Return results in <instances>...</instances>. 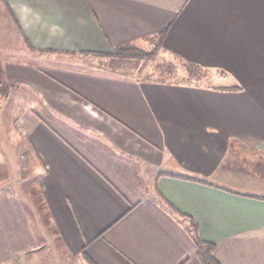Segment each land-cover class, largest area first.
<instances>
[{"label": "crops", "instance_id": "0c3cea01", "mask_svg": "<svg viewBox=\"0 0 264 264\" xmlns=\"http://www.w3.org/2000/svg\"><path fill=\"white\" fill-rule=\"evenodd\" d=\"M4 1L29 50L0 47L1 101L13 98L49 227L1 186L0 264H203L165 199L221 264H264V0ZM162 32V48L211 81L83 58L147 49Z\"/></svg>", "mask_w": 264, "mask_h": 264}, {"label": "rangeland", "instance_id": "374dc122", "mask_svg": "<svg viewBox=\"0 0 264 264\" xmlns=\"http://www.w3.org/2000/svg\"><path fill=\"white\" fill-rule=\"evenodd\" d=\"M4 1V0H3ZM0 0V47L5 52L8 50L21 54L27 50V44L25 43L21 32L12 18L11 12L7 8L5 1ZM158 43L155 41L154 45L144 50H151ZM140 48V47H139ZM143 49V48H142ZM4 52V53H5ZM49 53H43L44 59L52 57ZM88 67L99 69L102 71H108L111 73L125 74L133 77L149 78L154 75V78H163L167 80H177L185 82H195L198 84H205L211 81L212 70H207L203 67L195 66L184 60L183 58L175 55L174 53L164 50L162 45L158 48L157 54L152 58H136L130 56H122L116 54L108 55H95L83 57ZM99 67V68H97ZM0 93V187L9 184H15L22 192L24 202L28 209V212L34 217L37 228L47 234V228L49 227L48 219L41 216L39 206H43L42 197L39 193L37 185L36 168L34 169V162L31 166V172L29 170V146L23 139L20 143L17 142L16 134L12 128V100L13 98L6 99L5 102L1 101ZM20 156V157H19ZM20 159L19 161L17 159ZM32 162V161H31ZM21 168V172H14ZM31 173V174H30ZM38 195V202H36V196ZM33 200L36 203L33 204ZM40 200V201H39ZM41 216V217H40ZM47 216V215H46ZM57 244V235L50 238Z\"/></svg>", "mask_w": 264, "mask_h": 264}, {"label": "trees", "instance_id": "16d2710c", "mask_svg": "<svg viewBox=\"0 0 264 264\" xmlns=\"http://www.w3.org/2000/svg\"><path fill=\"white\" fill-rule=\"evenodd\" d=\"M163 35H164V32L160 33L158 43L151 50H144L142 48H139L131 44H123V45L115 47L111 52H108V53L116 54L117 56L122 55V56L147 58V59L152 58L157 54L158 48L162 45ZM2 72L3 70H2V67L0 66V83H1ZM165 201L167 203V206L171 210L178 212L179 215H181L182 217L188 220V228L190 229L192 236L194 240L196 241L197 255L199 259L202 261V263L203 264H221L215 254L216 244L213 241H209L201 237L199 233V226L194 220V218L178 210L167 199H165Z\"/></svg>", "mask_w": 264, "mask_h": 264}]
</instances>
